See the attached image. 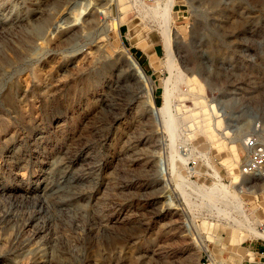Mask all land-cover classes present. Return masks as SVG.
<instances>
[{"label": "rangeland", "instance_id": "374dc122", "mask_svg": "<svg viewBox=\"0 0 264 264\" xmlns=\"http://www.w3.org/2000/svg\"><path fill=\"white\" fill-rule=\"evenodd\" d=\"M167 5L0 0V264H264V0Z\"/></svg>", "mask_w": 264, "mask_h": 264}, {"label": "built area", "instance_id": "2783aa9c", "mask_svg": "<svg viewBox=\"0 0 264 264\" xmlns=\"http://www.w3.org/2000/svg\"><path fill=\"white\" fill-rule=\"evenodd\" d=\"M145 1L149 3L155 2V0ZM244 148V159L239 168L240 174L252 176L264 171V142L261 141L257 136H253L245 140ZM187 159V168L190 173H192V178H195L196 175H199L198 177L201 178L199 172H196L201 159L197 156H194L191 151L188 154ZM259 231L264 236V224L260 226ZM259 240L263 241L264 243V237H259Z\"/></svg>", "mask_w": 264, "mask_h": 264}, {"label": "bare ground", "instance_id": "6f19581e", "mask_svg": "<svg viewBox=\"0 0 264 264\" xmlns=\"http://www.w3.org/2000/svg\"><path fill=\"white\" fill-rule=\"evenodd\" d=\"M172 1L173 0H167V2L169 3V5H167V7L165 9L166 11H168V7L172 4ZM159 7H160V5H158L156 8H159ZM162 34H163L164 47H165V50H166V53H167V55H165V56L168 57L167 66H168L169 71L171 73H173V71L177 69V58H176L175 50L173 49L171 35H170V33H169V31H168L167 28L163 30V33ZM125 53L129 56L128 51H126ZM130 56H131L130 59H131V65H132V67L137 68V69H140L141 67L139 66V64L132 58V55L131 54H130ZM174 84H175V78H173V77L166 82V86H165V103H164L163 107L160 109V112H161L162 116L165 118V129L168 132L171 131V121L172 120H171V109L170 108H171V102H172V98H173L172 97V89H171V87H173ZM156 118L158 119V117H156ZM171 147H172L173 152H174L173 143H172V146ZM172 156L174 157V154H172ZM220 186L221 187L219 189V192H222V193L223 192H227L228 189L227 190L224 189L223 185H220ZM229 193L231 195V192H229ZM248 221L249 220H247V222ZM246 228H247L248 231H251V232L253 231L252 226L250 227V222H248ZM253 233H255V232H253ZM258 233L260 234V236H258V237H264L263 234L260 231Z\"/></svg>", "mask_w": 264, "mask_h": 264}, {"label": "crops", "instance_id": "0c3cea01", "mask_svg": "<svg viewBox=\"0 0 264 264\" xmlns=\"http://www.w3.org/2000/svg\"><path fill=\"white\" fill-rule=\"evenodd\" d=\"M161 40H162V38H161ZM162 45H163V42H162ZM147 46H148V44L146 46H144V47L147 48ZM139 59H143L147 63V66L150 69H152V66H151V63H150V60H149V56L147 54H145L143 51H141ZM263 248H264V243L257 242L255 244H253L254 251L261 252L263 250Z\"/></svg>", "mask_w": 264, "mask_h": 264}, {"label": "trees", "instance_id": "16d2710c", "mask_svg": "<svg viewBox=\"0 0 264 264\" xmlns=\"http://www.w3.org/2000/svg\"><path fill=\"white\" fill-rule=\"evenodd\" d=\"M141 64V63H140ZM141 66H142V64H141ZM155 103L157 104V106H159V103H160V101L159 100H155Z\"/></svg>", "mask_w": 264, "mask_h": 264}]
</instances>
